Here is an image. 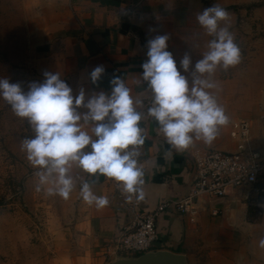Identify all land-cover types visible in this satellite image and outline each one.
<instances>
[{"label":"crops","instance_id":"1","mask_svg":"<svg viewBox=\"0 0 264 264\" xmlns=\"http://www.w3.org/2000/svg\"><path fill=\"white\" fill-rule=\"evenodd\" d=\"M205 8L204 0H23L25 30L34 35L33 54L38 67L43 73L59 72L60 78L69 79L78 91L83 88L86 99L93 92L110 91L109 81L114 76L124 80L133 99L148 97L146 83L138 85L136 81L147 59V41L156 35L169 34L167 50L178 69L189 50H195V54L190 53L200 58L211 39L196 20ZM225 9L229 21L221 25L230 24L236 43L263 46V37L250 38L257 34L253 26L264 25V9ZM99 65L105 72L94 85L90 73ZM226 84L231 86L229 93L223 95L221 88L213 93L225 108L229 123L219 129L211 144L194 140L192 146L179 152L166 143L156 123L146 115L149 101L145 99L141 127L146 138L139 158L145 170V198L136 208L128 205L129 200L114 180L73 169L74 175L91 182L95 194L107 196L109 204L103 208L88 205L80 197L77 183L71 193L78 201L72 230L80 246L69 264H104L108 258L105 244L130 225L134 211L151 210L161 199L184 196L194 172L190 152L195 147L231 150L228 129L232 120L246 119L252 126L249 114H257L264 124V113L257 112L259 108L264 111V63L255 60L245 64ZM232 97L241 107L234 116L226 99ZM84 127L90 130L91 125ZM254 141L252 144L259 148ZM242 194L230 190L214 202L220 209L218 215L201 211L195 222L175 210L163 211L155 222L159 236L156 249L182 253L187 264H264V248L259 247L264 238V218L249 219L248 200Z\"/></svg>","mask_w":264,"mask_h":264},{"label":"clouds","instance_id":"2","mask_svg":"<svg viewBox=\"0 0 264 264\" xmlns=\"http://www.w3.org/2000/svg\"><path fill=\"white\" fill-rule=\"evenodd\" d=\"M196 20L211 39L194 65L185 53L178 69L167 50L168 33L147 41V59L136 83H146L148 97L133 99L131 89L119 76L109 81L110 91L93 92L87 99L83 88L74 96L59 72H44L43 82H29L27 90L18 82L0 78V98L31 133L22 140L21 150L37 169L36 192L68 199L79 183L85 203L107 206V196L95 194L89 180L73 174L78 168L90 176L114 180L129 201L143 200L145 170L139 158L146 138L141 127L145 99L149 101L146 115L176 151L188 149L194 140L211 144L216 139L229 116L213 93L219 85L211 77L218 69L227 71L238 65L241 49L230 24L221 25L229 21L224 7L215 3L199 12ZM104 72L103 65L96 66L90 73L92 84H97ZM85 125H91L90 130H85ZM259 247L264 248V238Z\"/></svg>","mask_w":264,"mask_h":264},{"label":"rangeland","instance_id":"3","mask_svg":"<svg viewBox=\"0 0 264 264\" xmlns=\"http://www.w3.org/2000/svg\"><path fill=\"white\" fill-rule=\"evenodd\" d=\"M204 2L207 8L216 3L224 8L264 9V0ZM23 12V0H0V78H8L10 83L18 82L27 90L29 82H43L44 76L35 62L34 35L25 30L26 16ZM255 27L252 29L257 34L249 38L263 37L264 40V25ZM238 45L241 62L227 71L218 69L211 77L223 95L230 92L231 86L226 83L232 82L237 70L255 60L264 63V41L260 47L244 43ZM190 52L194 65L199 58ZM61 79L72 88L74 96L78 94V89L69 79ZM226 99L231 102L233 116L236 115L238 111H235L241 107L233 97ZM222 102H225L224 98ZM257 112L264 113L260 108ZM249 119L252 120L251 141L256 139L255 144L264 151V124L258 120L257 114H249ZM29 135L26 123L16 117L0 98V264H69L71 255L77 254L80 246L72 230L78 201L71 195L63 199L35 191L37 169L30 165L21 150L22 140ZM260 182L264 189V178ZM247 205L249 219L264 218V191L249 199Z\"/></svg>","mask_w":264,"mask_h":264},{"label":"built area","instance_id":"4","mask_svg":"<svg viewBox=\"0 0 264 264\" xmlns=\"http://www.w3.org/2000/svg\"><path fill=\"white\" fill-rule=\"evenodd\" d=\"M263 117V116H261ZM250 122L232 120L228 136L233 141L231 150L195 147L191 152L194 172L187 193L180 198H165L147 211H134L131 223L114 240L104 246V254L136 255L155 250L159 244L155 222L165 210H175L190 222H195L201 211L209 215L220 213L214 202L227 196L230 190L243 192L245 200L264 191V152L251 141ZM128 205L136 208L133 198Z\"/></svg>","mask_w":264,"mask_h":264},{"label":"water","instance_id":"5","mask_svg":"<svg viewBox=\"0 0 264 264\" xmlns=\"http://www.w3.org/2000/svg\"><path fill=\"white\" fill-rule=\"evenodd\" d=\"M105 264H187V261L182 253L155 249L136 255L111 254Z\"/></svg>","mask_w":264,"mask_h":264},{"label":"trees","instance_id":"6","mask_svg":"<svg viewBox=\"0 0 264 264\" xmlns=\"http://www.w3.org/2000/svg\"><path fill=\"white\" fill-rule=\"evenodd\" d=\"M229 8H231V9H234V8H235V6H229Z\"/></svg>","mask_w":264,"mask_h":264}]
</instances>
